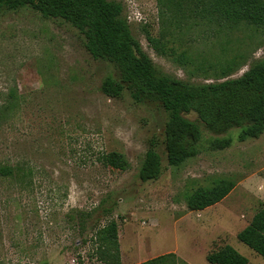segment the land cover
Segmentation results:
<instances>
[{"label": "rangeland", "instance_id": "rangeland-1", "mask_svg": "<svg viewBox=\"0 0 264 264\" xmlns=\"http://www.w3.org/2000/svg\"><path fill=\"white\" fill-rule=\"evenodd\" d=\"M113 1L165 75L210 84L240 78L264 59V28L207 17L175 23L162 15L160 0ZM148 35L168 41L176 56L187 54L186 65L157 53ZM233 61L235 71L220 79ZM108 76L116 77L114 66L95 60L70 24L30 8L0 14V165L25 171L0 178V264H101L84 242L105 224L109 208L119 226L121 264L171 253L177 257L160 263L210 264L207 255L226 244L249 264H264L237 238L264 205V134L240 142L237 129L217 135L200 123L198 156L171 167L163 108L137 103L128 91L109 98L101 90ZM215 138L233 144L213 150ZM153 144L163 172L145 183L139 171ZM112 152L126 157L127 171L104 166L102 155ZM222 179L236 186L216 210L183 218L187 195ZM78 212H92L85 232L73 219Z\"/></svg>", "mask_w": 264, "mask_h": 264}, {"label": "trees", "instance_id": "trees-1", "mask_svg": "<svg viewBox=\"0 0 264 264\" xmlns=\"http://www.w3.org/2000/svg\"><path fill=\"white\" fill-rule=\"evenodd\" d=\"M162 15L175 23L180 20L207 17L209 21L230 25L247 24L264 28V0H160ZM30 8L46 19L66 22L77 29L85 40L90 55L112 64L116 77L108 76L102 92L118 99L128 91L137 103L160 105L165 114L164 144L168 164L177 168L198 156L202 141L200 123L212 133L227 134L237 129L238 140L258 139L264 134V59L257 62L240 78L210 84L194 85L163 74L134 38L123 6L113 0H0V14ZM147 40L159 54L172 56L186 65L188 56L177 54L175 47L162 38L150 35ZM235 62L222 69L220 79L234 71ZM195 117L196 120H192ZM233 144L231 138H215L213 150H224ZM147 152L140 171L142 182L158 180L163 172L160 154ZM104 166L122 172L130 168L123 154L102 155ZM25 176L18 166L0 165L1 179ZM227 179L216 181L212 187L192 190L186 197L189 211L198 212L222 202L235 188ZM112 209H103L105 224L96 228L84 244H91L94 257L101 264H121L119 226L111 216ZM109 215V216H108ZM92 212H78L73 216L77 225L86 231ZM238 240L264 259V205L250 224L237 235ZM171 253L143 264H161ZM206 260L210 264H249V260L232 246L224 245L211 251ZM184 262V261H183ZM185 263V262H184ZM79 264H84L79 262Z\"/></svg>", "mask_w": 264, "mask_h": 264}, {"label": "crops", "instance_id": "crops-1", "mask_svg": "<svg viewBox=\"0 0 264 264\" xmlns=\"http://www.w3.org/2000/svg\"><path fill=\"white\" fill-rule=\"evenodd\" d=\"M217 206H219V204L218 205H215V206H212V207H210V208H207V209H205V210H203V211H198V212H189V214H187L185 217H183V218H187V217H189V216H194L195 214L196 215H201V214H204L205 212H207V210H210V209H215L216 210V208H217Z\"/></svg>", "mask_w": 264, "mask_h": 264}]
</instances>
